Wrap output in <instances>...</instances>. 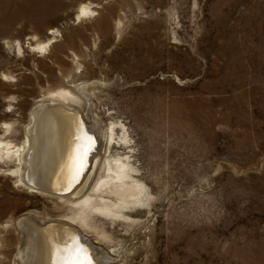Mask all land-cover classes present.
<instances>
[{"label":"rangeland","instance_id":"374dc122","mask_svg":"<svg viewBox=\"0 0 264 264\" xmlns=\"http://www.w3.org/2000/svg\"><path fill=\"white\" fill-rule=\"evenodd\" d=\"M24 3L0 0V20L14 18L0 36L3 140L21 143L35 99L56 81L51 60L62 59L76 81L94 83L103 127L124 124L158 199L147 245L124 264H264V0H46L40 29ZM80 5L92 12L78 18ZM28 36L50 37L49 53L29 50ZM15 167L0 160V264H14L17 217L57 216ZM113 230L128 237L119 221Z\"/></svg>","mask_w":264,"mask_h":264},{"label":"bare ground","instance_id":"6f19581e","mask_svg":"<svg viewBox=\"0 0 264 264\" xmlns=\"http://www.w3.org/2000/svg\"><path fill=\"white\" fill-rule=\"evenodd\" d=\"M24 1L34 10L26 17L33 18L40 29L46 0ZM80 6L78 18L92 12L88 6ZM13 19L10 15L2 17L0 36L13 26ZM52 43L50 37L38 41L28 36L25 45L32 52L45 54ZM16 45L20 52V44ZM51 63L50 74L44 69H40V74L46 73L56 81L35 99L26 127H22L21 143L3 140L10 124L4 122L1 127L0 160H13L16 167L12 173L17 183L52 200V208L57 211L56 218L35 211L16 218L18 244L13 262L124 264L126 253L148 243L146 228L155 213L157 196L143 181L132 158L124 124L112 120L103 127L105 116L91 107L90 90L94 83L76 81L77 71L65 69L62 59L53 57ZM99 126L102 132L98 137ZM98 217L108 219L110 228ZM116 221L123 224L124 233L128 234L123 241L114 237ZM118 257H123L122 262Z\"/></svg>","mask_w":264,"mask_h":264},{"label":"water","instance_id":"95a60500","mask_svg":"<svg viewBox=\"0 0 264 264\" xmlns=\"http://www.w3.org/2000/svg\"><path fill=\"white\" fill-rule=\"evenodd\" d=\"M93 137V136H92ZM95 140V143L93 144V146H95L96 145V138L94 139ZM91 151H92V149H91ZM83 174V173H82ZM82 176V175H81ZM81 178V177H80Z\"/></svg>","mask_w":264,"mask_h":264}]
</instances>
